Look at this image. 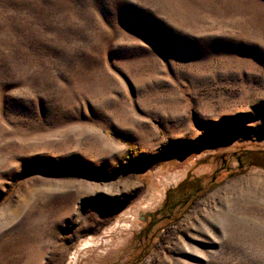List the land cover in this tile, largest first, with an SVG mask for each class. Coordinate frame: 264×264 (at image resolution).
<instances>
[{
	"label": "rangeland",
	"instance_id": "374dc122",
	"mask_svg": "<svg viewBox=\"0 0 264 264\" xmlns=\"http://www.w3.org/2000/svg\"><path fill=\"white\" fill-rule=\"evenodd\" d=\"M252 153L264 0H0V264H264Z\"/></svg>",
	"mask_w": 264,
	"mask_h": 264
},
{
	"label": "trees",
	"instance_id": "16d2710c",
	"mask_svg": "<svg viewBox=\"0 0 264 264\" xmlns=\"http://www.w3.org/2000/svg\"><path fill=\"white\" fill-rule=\"evenodd\" d=\"M241 158H238V163H248L250 166H255L259 168H264V154L252 153L250 155H242ZM192 192H195L194 187L188 185L184 180L178 184L175 188L167 190L165 193V198L162 203V210H174L177 207L184 206L189 199V196ZM199 191L197 190V193Z\"/></svg>",
	"mask_w": 264,
	"mask_h": 264
},
{
	"label": "bare ground",
	"instance_id": "6f19581e",
	"mask_svg": "<svg viewBox=\"0 0 264 264\" xmlns=\"http://www.w3.org/2000/svg\"><path fill=\"white\" fill-rule=\"evenodd\" d=\"M125 225V224H124ZM92 244V242H90L89 240H85L82 244H81V248H84L85 246H90ZM74 256V255H73ZM73 261V260H71Z\"/></svg>",
	"mask_w": 264,
	"mask_h": 264
}]
</instances>
